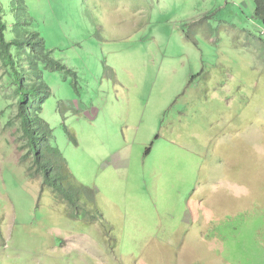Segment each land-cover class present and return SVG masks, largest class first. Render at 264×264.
Returning a JSON list of instances; mask_svg holds the SVG:
<instances>
[{"label":"rangeland","instance_id":"rangeland-1","mask_svg":"<svg viewBox=\"0 0 264 264\" xmlns=\"http://www.w3.org/2000/svg\"><path fill=\"white\" fill-rule=\"evenodd\" d=\"M25 1L64 66L41 63L55 171L103 219L33 175L0 61V264H264L255 1Z\"/></svg>","mask_w":264,"mask_h":264},{"label":"trees","instance_id":"trees-1","mask_svg":"<svg viewBox=\"0 0 264 264\" xmlns=\"http://www.w3.org/2000/svg\"><path fill=\"white\" fill-rule=\"evenodd\" d=\"M254 1L255 19L264 25V0ZM12 4L15 6L16 24L12 27L14 37H8L9 26L5 20L4 7L0 3V61L6 69V74L13 79L12 84L14 83L15 90L10 95L16 99L25 148L28 154L33 156V175L43 176L45 184L53 188L69 204L73 213L81 211L80 213L87 216L92 211L93 218L99 215L103 219V214L99 211L87 210L86 206L82 205L80 191L66 188L62 181L63 175L55 171L56 164L53 161V154L61 159L62 154L50 143L49 139L53 136L54 130L41 116L43 105L52 96L51 87L43 79L44 70L41 63L45 69L55 71L62 70L64 66L53 58V52L46 47V39L26 1L12 0ZM244 31L249 33L247 36L252 38V44L258 43L261 61L264 62V35L260 28L254 34L247 30ZM257 38L262 41L261 46ZM28 64L29 71L26 68Z\"/></svg>","mask_w":264,"mask_h":264}]
</instances>
